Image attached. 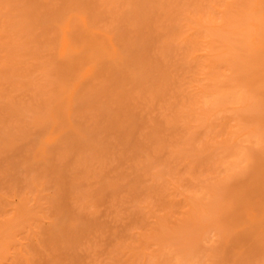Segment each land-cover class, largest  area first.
<instances>
[{
    "label": "rangeland",
    "instance_id": "1",
    "mask_svg": "<svg viewBox=\"0 0 264 264\" xmlns=\"http://www.w3.org/2000/svg\"><path fill=\"white\" fill-rule=\"evenodd\" d=\"M262 207L264 0H0V264H264Z\"/></svg>",
    "mask_w": 264,
    "mask_h": 264
},
{
    "label": "bare ground",
    "instance_id": "2",
    "mask_svg": "<svg viewBox=\"0 0 264 264\" xmlns=\"http://www.w3.org/2000/svg\"><path fill=\"white\" fill-rule=\"evenodd\" d=\"M77 3H78V2H77ZM68 5H69V4H68ZM68 5H67V6H68ZM67 8H68V7H67ZM67 8H66V9H67ZM66 9H65V10H66ZM63 11H64V10H63ZM67 11H68V10H67ZM67 11H66V12H67ZM66 12H65V13H66ZM56 17H57V16H56ZM64 17H65V16H64ZM75 17H76V16H75ZM78 17H79V16H78ZM57 18H58V17H57ZM57 18H56V19H57ZM58 19H59V18H58ZM81 19L83 20V18H81V17L78 18V20H80V23H81V21H82ZM57 21H58V20H57ZM83 21H84V20H83ZM83 21H82V23H81L82 25H83ZM91 21H93V20H91ZM77 22H78V21H77ZM86 22H87V21H86ZM86 22H85V23H86ZM70 23H71V22H70ZM80 23H79V24H80ZM83 26H84V28H86L85 26H88V25H85V24H84ZM70 27H71V26H70ZM75 27H76V26H75ZM76 28H77V27H76ZM89 28H90V27H89ZM72 29L75 30V28H72ZM81 29H82V27H81ZM87 29H88V28H87ZM87 29H85V32H86ZM77 30H78V29H77ZM89 30L91 31V29H89ZM72 31H73V30H72ZM75 31H76V30H75ZM83 32H84V30H83ZM91 32H93V31H91ZM91 32H90V33H91ZM94 33H95V32H94ZM94 33H92L90 36H92ZM97 34H98V33H97ZM104 35H105V34H104ZM84 36H85V35H84ZM93 36H94V35H93ZM87 37H88V36H87ZM99 38H100V37H99ZM97 39H98V38H97ZM100 39H101V38H100ZM93 40H94V38H93ZM106 40H107V39H106ZM110 40H111V39H110ZM89 41H90V40H89ZM91 42H92V41H91ZM96 42H97V41H96ZM81 43H82V42H81ZM78 44H79V43H78ZM92 44H94V43L92 42ZM92 44H91V45H92ZM91 45H89V46H91ZM81 46H82V45H81ZM94 46H95V45H94ZM99 47H100V46H99ZM91 48H92V47H91ZM96 48H97V47H96ZM96 48H95V49H96ZM74 49H75V48H74ZM85 49H86V48H85ZM93 49H94V48H93ZM87 50H88V48H87ZM74 51H75V50H74ZM80 51H81V50H80ZM74 53H76V52H74ZM86 53H87V52H86ZM89 53H90V52H89ZM113 53H114V52H113ZM76 55H77V54H76ZM111 55H112V54H111ZM84 56H85V55H84ZM86 56H87V55H86ZM82 57H83V56H82ZM87 57H89V59H90V56H87ZM87 57H86V58H87ZM67 58H68V57H67ZM92 58H93V57H92ZM94 58H95V57H94ZM118 58H119V57H118ZM112 59H113V58H112ZM119 59H120V58H119ZM101 60H102V59H101ZM97 61H98V60H97ZM97 61H96V62H97ZM66 62H67V61H66ZM72 62H73V61H72ZM81 62H82V61H80L79 63H81ZM84 62H85V61H84ZM90 62H91V59H90ZM94 62H95V61H94ZM74 63H75V62H74ZM82 63H83V62H82ZM85 63H86V62H85ZM106 63H107V62H106ZM145 63H146V62H145ZM69 64H70V63H69ZM89 64H90V63H89ZM92 64H93V63H92ZM73 65H74V64H73ZM87 65H88V64H87ZM99 65H100V64H99ZM108 65H109V64H108ZM68 66H70V65H68ZM89 66H90V65H89ZM70 67H71V66H70ZM80 68H81V67H80ZM89 68H90V67H89ZM68 70H69V69H68ZM68 70H67V71H68ZM73 70H74V69H73ZM108 70H109V69H108ZM67 71H66V72H67ZM70 71H71V68H70ZM124 71H125V70H124ZM114 72H115V71H114ZM69 73H70V72H69ZM90 74H91V73H90ZM99 74H100V73H99ZM141 74H142V73H141ZM117 75H118V73H117ZM85 79H86V78H85ZM108 79H109V78H108ZM123 79H124V78H123ZM70 80H71V79H70ZM121 80H122V79H121ZM71 83H72V82H71ZM113 84H114V83H113ZM68 86H69V85H68ZM72 88H73V87H72ZM67 89H68V88H67ZM75 93H77V92H75ZM238 93H239V92H238ZM238 93H236V94H238ZM77 94H78V93H77ZM239 94H240V93H239ZM239 94H238V96H239ZM230 95H231V94H230ZM211 96H212V95H211ZM225 96H227V95L225 94ZM221 97H222V96H221ZM228 97H230V96H228ZM232 97H233V96H231V98H232ZM231 98H230V99H231ZM215 99H216V98H215ZM232 99H233V98H232ZM225 100H226V99H225ZM228 100H229V99H228ZM230 101H231V100H230ZM91 102H92V101H91ZM227 102H229V101H227ZM233 102H234V100H233ZM241 102H242V100H241ZM67 103H68V102H67ZM214 104H216V103H214ZM217 104H218V102H217ZM231 104H232V102H231ZM231 121H232V120H231ZM236 125H237V124H236ZM234 126H235V125H234ZM251 127H252V126H251ZM91 128H92V127H91ZM96 128H97V127H96ZM245 128H246V127H245ZM248 128H249V127H248ZM101 129H102V128H101ZM241 129H242V128H241ZM243 129H244V128H243ZM254 129H256V128L254 127ZM228 131H229V130H228ZM232 132H233V131H232ZM243 132H244V131H243ZM252 132H253V131H252ZM101 133H102V132H101ZM254 133H255V132H254ZM254 133H253V134H254ZM90 134H91V133H90ZM230 134H231V133H230ZM250 134H251V133H250ZM255 135H256V134H255ZM99 136H100V135H99ZM245 137H246V136H245ZM93 138H95V137H93ZM257 138H258V137H257ZM257 138H256V139H257ZM248 140H249V139H248ZM248 140H246V141L249 142ZM73 141H74V140H73ZM236 141H237V140H236ZM255 141H256V140H255ZM235 143H236V142H235ZM235 143H234V145H235ZM253 143H254V142H253ZM237 144H238V143H237ZM254 144H255V143H254ZM80 146H81V145H80ZM236 146H237V145H236ZM260 150H261V149H260ZM225 151H226V150H225ZM238 152H239V151H238ZM231 153H232V152H231ZM240 154H241V153H240ZM259 156H260V155H259ZM228 160H229V159H228ZM232 160H233V159H232ZM262 160H263V159H262ZM229 162H230V161H229ZM218 163H219V162H218ZM220 163H221V162H220ZM227 164H228V163H227ZM231 164H232V163H231ZM261 164H262V163H261ZM218 166H220V165H218ZM229 166H230V165H229ZM223 167H224V166H223ZM256 169H257V168H256ZM229 171H230V170H229ZM261 171H262V170H261ZM224 172H225V171H224ZM231 187H232V186H231ZM232 188H233V187H232ZM211 191H212V190H211ZM214 191H215V190H214ZM228 194H229V193H228ZM212 195H213V194H212ZM196 196H197V195H196ZM196 196H195V197H196ZM64 197H65V196H64ZM188 197H189V195H188ZM229 197H230V196H229ZM189 198L192 199L191 197H189ZM189 198H188V199H189ZM252 198H253V197H252ZM197 199H198V198H197ZM198 200H199V199H198ZM231 200H233V199H231ZM191 201H193V199H192ZM191 201H190V202H191ZM194 201H195V198H194ZM194 201H193V202H194ZM211 202H212V201H211ZM217 202H218V201H217ZM228 202H229V201H228ZM186 203H188V202H186ZM19 204L22 206L21 201L19 202ZM27 204H28V203H27ZM202 204H203V203H202ZM210 204H211V203H210ZM212 204H214V202H212ZM245 204H246V202H245ZM23 205H24V204H23ZM25 205H26V201H25ZM25 205H24V207H27V206H28V205H27V206H25ZM186 205H187V204H186ZM194 205H195V203H194ZM206 205H207V204H206ZM257 205H258V203H257ZM199 206H200V205H199ZM201 206H202V205H201ZM207 206H208V205H207ZM232 206H233V205H232ZM249 206H250V205H249ZM262 206H263V205H262ZM196 207H198V206H196ZM196 207H195V208H196ZM204 207H205V206H204ZM251 207H252V206H251ZM251 207H250V209H251ZM256 207L258 208V206H256ZM256 207H254V208H255L254 211L256 210ZM260 207H261V205H260ZM260 207H259L258 209H259L260 212H262L261 209H260ZM19 208H20V206H19ZM29 208H30V206H29ZM29 208H28V209H29ZM198 208H200V207H198ZM238 208H239V207H238ZM262 208H264V207H262ZM20 209H23V208L21 207ZM178 209H179V208H178ZM192 209H193V207H192ZM209 209H210V207H209ZM250 209H248L249 212L251 211ZM13 210H14V209H13ZM13 210H12V211H13ZM17 210H18V209H17ZM17 210H14L13 213H14L15 211H16L15 213H17ZM24 210L26 211V208H25ZM29 210L31 211V209H29ZM195 210H196V209H195ZM252 210H253V208H252ZM18 211H19V210H18ZM170 211H171V210H170ZM197 211H198V210H197ZM197 211H196V212H197ZM201 211H202V210H201ZM259 211H258L257 214L260 215L261 213H259ZM263 211H264V210H263ZM19 212H21V211H19ZM193 212H194V211H193ZM256 212H257V210H256ZM7 213H8V212H7ZM28 213H29V212H28ZM30 213H32V212H30ZM168 213H169V212H168ZM200 213H201V212H200ZM19 214H20V213H19ZM19 214H18V216L20 217L22 214H21V215H19ZM191 214H192V213H191ZM191 214H190V216H191ZM194 214H195V213H194ZM244 214H245V213H244ZM249 214H250V213H249ZM253 214H254V213H253ZM257 214H255V215H257ZM5 215H6V214H5ZM11 215H13V214L11 213ZM11 215H10L8 221H10V218H11V220H12ZM28 215H29V214H28ZM32 215H34V214L32 213ZM164 215H165V214H164ZM169 215H170V214H169ZM202 215H203V214H202ZM251 215H252V213H251ZM255 215H253L254 218H255ZM259 215H258L257 217H259ZM261 215L263 216L264 214H261ZM14 216H15V215H13V217H14ZM23 216H25V214H24ZM23 216H21V217H23ZM30 216H31V215H30ZM30 216H29L30 219H29L28 216H27V221H28V223L30 222L29 220H33V219H34V218H31ZM195 216H196V215H195ZM249 216H250V215H249ZM249 216H248V218H249ZM253 216H251V218H253ZM4 217H5V216H4ZM33 217H35V216H33ZM166 217H167V216H166ZM166 217H165V218H166ZM257 217H256V218H257ZM17 218H18V217H17ZM195 218H196V217H195ZM197 218H198V217H197ZM261 218H262V217H261ZM1 219H3V218H1ZM15 219H16V217H15ZM15 219L13 218V220H15ZM18 219H19V218H18ZM20 219H21V218H20ZM171 219H172V218H171ZM173 219H174V218H173ZM263 219H264V218H263ZM13 220H12L11 223H13V227H14V224H15V223L13 222ZM25 220H26V219H25ZM166 220H167V219H166ZM234 220H235V219H234ZM249 220H250V219H249ZM253 220H254V219H253ZM253 220H252V221H253ZM4 221H6V219H5ZM4 221L0 223V228L3 227V226L5 225L4 223H6V225H9V226H10V224H11L10 222L7 223L8 221H6V222H4ZM19 221H20L19 224H21V220H19ZM177 221H178V220H177ZM191 221H193V220H191ZM252 221H251V222H252ZM254 221H255V220H254ZM261 221H264V220H261ZM15 222H16V221H15ZM17 222H18V220H17ZM179 222H180V221H179ZM227 222H228V221H227ZM232 222H233V221H232ZM256 222H257V223H261L258 219H256ZM248 223H249V221H248ZM252 223H253V222H252ZM254 223H255V222H254ZM1 224H2L3 226H1ZM19 224H18V225H19ZM25 224H27V222H26V223L24 222V225H25ZM170 224H171V222H170ZM250 225H251V224H250ZM261 225H262V224H260V227H262ZM20 226H22V225H20ZM20 226H19V227H20ZM179 226H180V225H179ZM228 226H229V225H228ZM251 226H252V225H251ZM258 226H259V225H258ZM4 227H5V226H4ZM4 227H3V228H4ZM6 227H7V228H6L7 232H5L6 230L4 231V229H3V230L0 229V233H1V232H3V233L5 232V233L7 234V233H9L8 230H9V231L12 230V227H9V228H8V226H6ZM52 227H53V226H52ZM57 227H58V226H57ZM252 227H253V226H252ZM263 227H264V226H263ZM255 228H256V227H255ZM257 228H258V227H257ZM55 229H56V228H55ZM70 229H71V228H70ZM260 229H261V228H260ZM80 230H81V229H80ZM169 230H170V229H169ZM172 230H173V229H172ZM179 230H180V229H179ZM57 231H58V230H57ZM170 231H171V230H170ZM30 232H31V231H30ZM80 232H81V231H80ZM172 232H174V231H172ZM176 232H177V231H176ZM71 233H72V232H71ZM181 233H182V231H181ZM12 234H13V233H12ZM34 234H35V233H34ZM54 234H55V233H54ZM63 234H64V233H63ZM170 234H172V233H170ZM1 235H2V233L0 234V237L3 238L4 235H3V236H1ZM49 237H50V236H49ZM2 238H0V241H1ZM43 239H44V238H43ZM77 239H78V238H77ZM57 240H58V239H57ZM155 241H156V240H155ZM208 241H209V240H208ZM50 242H51V241H50ZM52 242H53V241H52ZM52 242H51V243H52ZM45 243H46V242H45ZM48 243H49V242H48ZM69 243H70V242H69ZM47 245H48V244H47ZM52 245H54V244H52ZM66 246H67V245H66ZM54 248H55V247H54ZM55 249H56V248H55ZM161 250H162V249H161ZM159 251H160V250H159ZM0 252H2V251L0 250ZM187 252H188V251H187ZM18 253H19V252H18ZM182 254H183V253H182ZM186 254H187V253H186ZM20 255H22V254H20ZM23 256H24V255H23ZM132 258H133V257H132ZM157 258H158V257H157ZM170 258H171V257H170ZM74 259H75V258H74ZM177 259H178V258H177ZM75 261H76V260H75ZM74 263H75V262H73L72 264H74ZM79 263H80V262H79ZM154 263H155V262H154ZM175 263H176V262H175ZM59 264H60V263H59ZM61 264H62V263H61Z\"/></svg>",
    "mask_w": 264,
    "mask_h": 264
}]
</instances>
